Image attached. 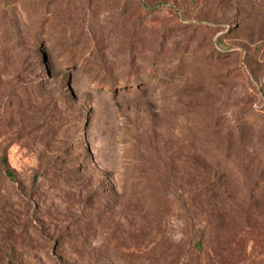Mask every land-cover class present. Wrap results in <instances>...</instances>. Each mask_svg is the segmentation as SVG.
Segmentation results:
<instances>
[{
	"label": "rangeland",
	"instance_id": "1",
	"mask_svg": "<svg viewBox=\"0 0 264 264\" xmlns=\"http://www.w3.org/2000/svg\"><path fill=\"white\" fill-rule=\"evenodd\" d=\"M263 163L264 0H0V264L180 261L172 195L222 176L202 264H264Z\"/></svg>",
	"mask_w": 264,
	"mask_h": 264
},
{
	"label": "trees",
	"instance_id": "2",
	"mask_svg": "<svg viewBox=\"0 0 264 264\" xmlns=\"http://www.w3.org/2000/svg\"><path fill=\"white\" fill-rule=\"evenodd\" d=\"M109 86L113 89L111 85ZM241 144L238 139L232 137L217 140V148L227 155L221 156L222 158L213 154L209 155L210 164L227 173L230 166L227 161L229 153L234 149H239ZM241 163H244V160ZM246 165L249 168L247 167L243 172V177L246 175L248 184H246L242 194L249 200L250 208L251 205H256L264 199V163L262 171L260 170L255 176L254 172L257 171V168L251 169V165ZM1 166L5 168L6 174L12 180V174L6 169L5 158H1ZM225 187L229 188V181L227 182L225 177L222 176L213 185H210V182L203 186L184 184L172 195V206L177 219L183 225L187 239L185 258L172 262V264H202L204 245L215 238V241L220 240L219 243H221L225 229L224 218L216 213L217 209L211 204V199ZM249 208L245 210L241 217L244 227L248 226L250 218L253 217L251 212H255Z\"/></svg>",
	"mask_w": 264,
	"mask_h": 264
}]
</instances>
